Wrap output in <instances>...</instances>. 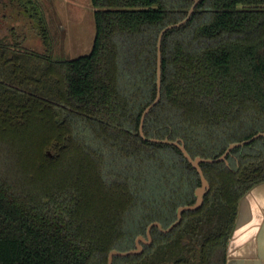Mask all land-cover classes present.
Returning a JSON list of instances; mask_svg holds the SVG:
<instances>
[{
    "label": "trees",
    "instance_id": "1",
    "mask_svg": "<svg viewBox=\"0 0 264 264\" xmlns=\"http://www.w3.org/2000/svg\"><path fill=\"white\" fill-rule=\"evenodd\" d=\"M27 4L40 49L9 19ZM89 4L92 48L63 60L42 10L55 17L52 4L0 0V264H107L109 252L134 249L151 223L167 228L195 202L200 178L180 150L139 136L157 92L158 36L193 1ZM258 133L264 0H200L161 38L160 100L143 135L214 160ZM200 168L209 184L201 207L168 233L152 228L140 254L112 264L227 263L238 205L264 184V137Z\"/></svg>",
    "mask_w": 264,
    "mask_h": 264
},
{
    "label": "rangeland",
    "instance_id": "2",
    "mask_svg": "<svg viewBox=\"0 0 264 264\" xmlns=\"http://www.w3.org/2000/svg\"><path fill=\"white\" fill-rule=\"evenodd\" d=\"M30 1H34L36 3L39 0ZM46 1L52 4L55 9L53 10L55 17L50 14V6H44L42 9L46 20H48V27L51 31L53 56L56 59L69 60L83 55H87L92 48L94 40V22L89 0ZM22 8L23 9L20 8L18 12L13 11V15H9V19H11L10 22L12 23V25L14 24L22 27V35L25 34L26 36H28V38H26V42L24 43L25 45L40 49L42 48L41 41L35 35L34 32H31V30H29L31 25L36 26L38 22L36 20V17L33 16L34 13L31 12L32 7L27 4L25 7L23 6ZM17 13L19 14L17 15ZM24 24H27L28 26ZM58 25L61 27V29H63L62 31H60L62 33L57 31ZM0 35L4 36L3 33H0ZM140 244L141 246L143 245L142 243Z\"/></svg>",
    "mask_w": 264,
    "mask_h": 264
},
{
    "label": "water",
    "instance_id": "3",
    "mask_svg": "<svg viewBox=\"0 0 264 264\" xmlns=\"http://www.w3.org/2000/svg\"><path fill=\"white\" fill-rule=\"evenodd\" d=\"M193 1V5L190 8V10L187 13V16L184 20H182L181 22L175 24V25H170L167 26L166 28H164L159 36H158V42H157V80H156V84H157V92H156V96L155 99L153 100V102L145 108V110L143 111L142 115H141V119H140V124H139V136L144 139L147 140L149 142H153V143H159V144H166V145H171V146H175L176 148H178L180 150V152L182 153L183 157L188 161V163L192 166V168H194L196 170V172L199 175L200 178V186L195 190L194 195H195V202L191 205H186V206H182L179 207L176 210V220L170 224L167 228H163L159 223L154 222L151 223L147 229H146V239H144L143 237H137L135 240V249L134 250H129L126 252H120V251H111L108 254V258H107V264H111L113 257H126V256H130V255H137L140 254L142 251V246L140 243L142 244H150L152 239H151V230L152 228L156 227L158 228V230L162 233H168L170 232L174 227H176L182 218V214L186 211H195L197 209H199L203 203V198L205 196V194L209 191V184L207 182V180L205 179L203 172L200 168V164L201 163H218V162H225L226 163V157L227 155L230 153V151L236 147H242L244 145L249 144L250 142L260 138V137H264V133H258L255 136H253L252 138H250L249 140L246 141H242L239 143H233L230 144L227 149L225 150V152L218 157L217 159L211 160V159H202L200 157H196L194 159H192L188 153L185 150V147L183 145L182 142L177 141H169L167 139L164 140H157V139H151V138H146L143 135V121L145 116L148 114V112L158 103V101L160 100V45H161V38L163 36V34L167 31L170 30L174 27H180L181 25H183L188 19L189 16L191 15V13L193 12V8L194 6L197 4V2L199 0H192ZM255 189V187L253 188V190ZM251 190V191H253ZM250 191V192H251ZM249 192V193H250ZM241 205V204H240ZM235 227H237L238 225V221L235 222Z\"/></svg>",
    "mask_w": 264,
    "mask_h": 264
},
{
    "label": "crops",
    "instance_id": "4",
    "mask_svg": "<svg viewBox=\"0 0 264 264\" xmlns=\"http://www.w3.org/2000/svg\"><path fill=\"white\" fill-rule=\"evenodd\" d=\"M62 30L58 25L57 31ZM236 221L238 225L229 240L226 264H264V184L241 199Z\"/></svg>",
    "mask_w": 264,
    "mask_h": 264
}]
</instances>
